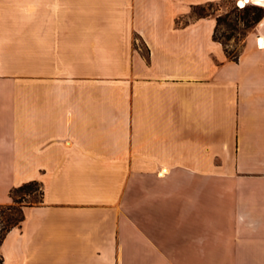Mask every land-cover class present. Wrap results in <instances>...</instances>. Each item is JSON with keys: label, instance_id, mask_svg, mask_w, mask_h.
I'll return each mask as SVG.
<instances>
[{"label": "crops", "instance_id": "crops-1", "mask_svg": "<svg viewBox=\"0 0 264 264\" xmlns=\"http://www.w3.org/2000/svg\"><path fill=\"white\" fill-rule=\"evenodd\" d=\"M220 1L0 0L2 264H264V17L233 60Z\"/></svg>", "mask_w": 264, "mask_h": 264}, {"label": "rangeland", "instance_id": "rangeland-1", "mask_svg": "<svg viewBox=\"0 0 264 264\" xmlns=\"http://www.w3.org/2000/svg\"><path fill=\"white\" fill-rule=\"evenodd\" d=\"M1 3L2 2H0V5ZM240 5V0H222L220 2L199 5L200 7L196 9V11H200L207 15L211 14L215 18L220 17L222 19L220 24L217 25L214 34L215 37L223 44L224 50L228 57H233V55H237L238 57L247 33L253 31V29H255V26H257V24L261 21L260 20L254 23L253 20H251V17L258 12V8H261L264 12L263 4H256L254 0H250L249 2H247L245 6L243 5L244 7ZM252 6H255L256 8H252ZM247 8L248 21L244 18V16L247 14L245 12V9ZM250 190L254 191V189ZM256 194L264 196V192L262 190H258V193ZM25 198L26 201H38L40 199L39 188H37L30 195H26ZM38 203L39 202H33L32 205Z\"/></svg>", "mask_w": 264, "mask_h": 264}, {"label": "trees", "instance_id": "trees-1", "mask_svg": "<svg viewBox=\"0 0 264 264\" xmlns=\"http://www.w3.org/2000/svg\"><path fill=\"white\" fill-rule=\"evenodd\" d=\"M199 7H200L199 5L194 6L193 7V13L197 17L206 16L207 14L202 13L200 11H196V9ZM243 7H241V8H243ZM252 8H256V7L252 6ZM245 10H246L245 12L247 14L244 16V18L248 21V19H247L248 8ZM263 16H264L263 10L261 8H258V12L256 14H254V16L251 17V20H253V22L256 23V22L260 21ZM221 21H222V19L220 17L216 18L215 29H216L217 25L220 24ZM229 58L236 60L237 55H233V57L229 56ZM37 188H39L40 199L38 201H36V200L26 201L25 196L30 195ZM9 195L11 197V202L6 203V204H0V245H1L4 237L6 236V234L9 232V230H11V228L21 225V222L24 219V208L26 206H31L33 202H41L42 188L38 182L30 181V182H26L24 184H21L17 187L12 188L9 192ZM2 263H3V257L0 253V264H2Z\"/></svg>", "mask_w": 264, "mask_h": 264}, {"label": "bare ground", "instance_id": "bare-ground-1", "mask_svg": "<svg viewBox=\"0 0 264 264\" xmlns=\"http://www.w3.org/2000/svg\"><path fill=\"white\" fill-rule=\"evenodd\" d=\"M241 1V5H245L247 2H249L250 0H240ZM256 4L262 5L264 6V0H254ZM259 43H260V39H259Z\"/></svg>", "mask_w": 264, "mask_h": 264}, {"label": "built area", "instance_id": "built-area-1", "mask_svg": "<svg viewBox=\"0 0 264 264\" xmlns=\"http://www.w3.org/2000/svg\"><path fill=\"white\" fill-rule=\"evenodd\" d=\"M240 6H241V5H240ZM257 42H258V44H260V43H259V39H258V41H257Z\"/></svg>", "mask_w": 264, "mask_h": 264}]
</instances>
